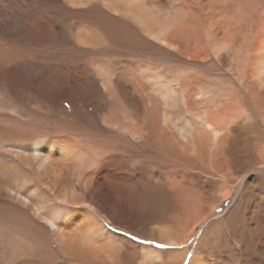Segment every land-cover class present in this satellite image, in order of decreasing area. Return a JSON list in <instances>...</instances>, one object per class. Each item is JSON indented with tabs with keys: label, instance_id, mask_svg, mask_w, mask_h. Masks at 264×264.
Wrapping results in <instances>:
<instances>
[{
	"label": "bare ground",
	"instance_id": "1",
	"mask_svg": "<svg viewBox=\"0 0 264 264\" xmlns=\"http://www.w3.org/2000/svg\"><path fill=\"white\" fill-rule=\"evenodd\" d=\"M38 1L41 0H0L7 9L0 11V19L3 13L25 10L34 21L36 27L33 25L32 31L29 30L30 46L35 45V38L48 41L52 34L45 19L38 24L37 17L45 16V12L36 7ZM55 1L74 5L76 0ZM101 3L133 19L149 37L176 47L168 38L169 29L158 27L162 24L154 27L155 22L144 19L145 14L140 11L146 7L135 9L118 0H101ZM145 13L148 16L149 13ZM106 24L99 27L96 23L89 30L112 34L104 29L108 27ZM43 25L47 28H39ZM96 25L99 31L94 29ZM260 31V40L253 46H258L253 49L255 54L242 56L243 70L232 66L233 71L243 77L251 64V75L262 83L264 25ZM0 34L3 35L1 28ZM73 36L84 47L101 48L107 43L100 37L93 41L81 31ZM10 37L19 39L15 35ZM225 47L220 44L214 49L220 51ZM31 55L29 58L33 59ZM14 60L16 64L22 58L16 56ZM150 71L141 74L144 83L153 79ZM20 77L9 62L0 58V138L4 140L0 151L7 153V157L0 158V205H11L9 213L0 214V264H181L184 260L188 264H264V203L254 200L258 193L253 183L249 185L247 181L246 190L239 196L238 191L230 192L227 209L219 219H212L215 204L240 181V173L264 166V147L259 143L262 135L256 129L260 119L264 124V115L249 102L248 91L234 97L237 105L228 114L222 108L216 113L206 108L203 111L191 109L187 107L186 94L179 96L174 88L158 97L152 88L150 99L145 100L142 90V94L139 91L135 95L123 79L111 77L115 82L113 86L105 83L104 76L95 80H74L65 83L69 85L66 90H71L68 95L79 93L84 104L92 99L98 101L93 113L84 107L78 108L74 100L68 99L73 104L70 111L60 108L67 117L65 128L33 131L5 119L6 110H10L6 104L8 99L3 96L6 89L12 92L10 99L39 107L33 78ZM11 80L16 84L14 89L7 84ZM22 86L27 92L18 91ZM119 90L123 116L118 109L120 96L116 92ZM160 103L163 113H160ZM132 104L136 108L131 109ZM179 104L186 111L185 115H173L179 110ZM104 106L109 108L106 115L100 112ZM232 117L239 119L238 125L230 128L229 133L225 132L229 130ZM256 131L255 136L251 134ZM131 157L133 160L141 158L143 168L152 167L156 179L151 182L131 179L127 174L126 178L117 177V170L125 162L129 169ZM172 163H177L176 170H182L183 165L189 171L177 172ZM103 169L109 179L105 178ZM163 171L172 183L162 184L158 179L164 177ZM184 171L188 176L183 175ZM177 174L184 179L177 181ZM202 178L206 181H201ZM227 182L232 186L225 184ZM222 183L221 188L216 189ZM132 184L138 188H132ZM117 196L124 203L118 202ZM133 202L138 205H129ZM121 205H125L122 221L114 214ZM102 217L108 218L114 228L121 224L130 233L144 239L164 240L176 249L162 254L130 241L126 247L119 245L118 236L103 225ZM192 245L195 251L188 260L187 252Z\"/></svg>",
	"mask_w": 264,
	"mask_h": 264
},
{
	"label": "rangeland",
	"instance_id": "2",
	"mask_svg": "<svg viewBox=\"0 0 264 264\" xmlns=\"http://www.w3.org/2000/svg\"><path fill=\"white\" fill-rule=\"evenodd\" d=\"M118 1L125 5L131 4L130 6L133 8L140 6L143 9L146 7L140 11L145 14L146 17L143 15L144 19H150L155 22L154 27L162 24L158 27L169 29L168 38L176 47H169L149 37L148 34L143 33L142 27H139L133 19L111 11L110 8L108 9L101 3V0H76L74 5L64 4L63 1L57 3L55 0L38 1L37 9H42L41 11L45 12V16L41 14L42 16L37 17L38 24L45 19L47 26L51 28L49 32L52 34L48 41L35 38V45L33 46L29 45V41L31 40L30 33L35 23L34 21L32 22L30 15L25 10L3 13L0 19V28L3 33V35L0 34V58L5 62H9L12 69L23 77H20L21 79L25 80L28 76L33 78L37 85L36 91H38V95L36 99L39 106V109L33 108L24 102L12 100L10 99L12 92L8 89L4 90L3 96H5L6 100L8 99L6 104L10 109L6 110L5 119H8V122L33 131L57 129L58 126L65 128L67 126L65 122L67 117L62 114L60 108L63 107L68 110L72 108L73 104L67 101L68 99L74 100L78 108L84 107L91 113H93L96 103L98 104V101L93 99L84 104L83 99L78 95L79 93L76 95L72 94L73 98L70 97L68 94L71 90L69 88L66 90L69 85L65 83H72L71 81L74 80L77 82L95 80L102 76L105 77V83L110 86L115 83L111 81V77L118 80L123 79L130 88L132 87L131 90L135 95L139 94V91L142 94L143 91L142 96L145 100L150 99L152 88H154L157 97L162 93H169L168 90L174 88L177 95L186 94L187 107L196 111H203V108H206L213 113L222 108V110L231 114L232 110H234L233 108L237 105L233 100L234 97L248 91L249 102L264 115V82H262L263 84L260 83L256 77L251 75V64L248 67V74L243 77L238 76L239 72L233 71L234 67L243 70L242 56H251L253 53L255 54V48H258V46H253L260 40L258 36H260L262 25H264V0ZM6 10L2 2H0V11ZM106 12L108 16L105 14ZM145 12L149 13L148 16ZM109 17L112 18L110 19ZM94 23H99V27L102 23L103 25L107 23L106 26L108 27L104 26V29L110 33L112 32L113 35L98 34L99 32L97 33L93 30H91L93 32H90L89 29H91L92 25H95ZM47 26L43 25L39 26V28H47ZM97 26L94 27L95 30H98ZM29 30L31 31L29 32ZM78 31H81L84 36L93 39V41L97 38L99 40L100 37L104 39L103 42L107 43L105 47L101 48L92 47V45L84 47L73 36ZM127 31L134 32L126 33ZM11 35L18 36L19 39H13L10 37ZM171 36L172 38H170ZM220 44L226 47L220 51L216 50L217 48L214 49ZM200 46L203 48H199ZM30 54H32L33 59L29 58ZM238 54H240L239 57ZM5 55L10 57V59ZM15 55L21 57L22 60L13 64L16 58ZM149 68L154 69L150 71ZM144 71H150L153 74L154 77L150 83L142 81L141 74ZM183 82L187 88L182 85ZM99 83L101 84V82ZM7 84L13 89L16 86L12 80L8 81ZM23 87L25 88V86H22L18 91L27 92ZM101 89L103 88L101 87ZM116 93L120 96L118 109L123 116L124 106L122 104L121 91L119 90ZM143 102L142 99V105ZM243 104L245 103L243 102ZM43 107L44 109H42ZM132 108H136L135 104H132ZM178 108L179 110L174 111L173 115H185L186 111L182 109V105L179 104ZM108 110L109 108L104 106V109L100 112L106 115ZM47 113L49 114L47 115ZM160 113H163V105L161 103ZM67 115L72 118L70 112H67ZM229 121H231L229 130L225 131L224 129L228 133L230 128L238 125L239 119L236 120V118L232 117ZM258 125L256 129L262 135V141L260 138L259 143H262L263 148L264 124L261 119ZM41 127L43 128L41 129ZM257 133L258 131L251 134L255 136ZM228 136L230 135L228 134ZM229 140L231 141V139ZM229 140H227V143ZM3 141L0 138V144ZM3 157H7V153L0 151V158L2 159ZM129 160L131 161L129 169H126L125 162L124 166L117 170V177L121 179L126 178L128 175L131 179L135 177V179L139 178L150 182L156 179L152 174L153 172H151L152 167L146 166L143 168L141 158L134 157L133 160L131 157ZM172 164L174 170H176L175 165L177 163ZM181 169L189 171L183 165ZM168 170L170 171V169ZM182 170L176 171L181 172ZM186 171H184L183 175L188 176ZM103 174L105 178L109 179L104 169ZM240 174V181L234 187L230 182L225 183L229 184L228 186H232L228 193L231 192L233 194L238 191L239 196L243 190H246L248 182L249 185L253 183L254 187L256 186L255 191L258 193V197L254 198V200L258 203L260 202V204L261 202L264 203V166L260 165ZM163 175L164 177H158L162 184L173 182L165 171H163ZM176 179L178 181L184 178L181 174H177ZM201 181H206V178H202ZM222 185L223 183L216 186V189L221 188ZM131 187L138 188L134 184ZM231 193L226 198L227 194L223 195L219 202L215 204L217 206L216 213L212 216L213 220L219 219V216L227 209L226 200H228V203L230 202ZM117 201L124 203L120 196H117ZM131 204L138 205L136 202L129 203V205ZM121 206L122 208L116 209L114 214L122 221L124 220L123 208L125 205ZM0 207V214L9 213L8 211L11 210V205H0ZM7 208L9 209L7 210ZM101 220L104 226L113 229L114 234L118 236L116 243L124 247L127 246V241H130L139 246L152 247L162 254L168 250L176 249L164 240L144 239L133 232L130 233L121 224H117L114 228L106 217H102ZM188 247H191V245ZM192 247L187 252L188 260L195 251L194 245ZM182 248L179 247V249ZM181 264H188V261L185 262L184 260Z\"/></svg>",
	"mask_w": 264,
	"mask_h": 264
}]
</instances>
